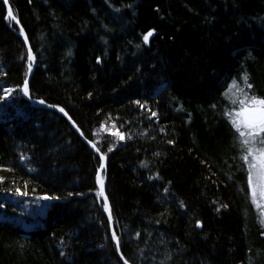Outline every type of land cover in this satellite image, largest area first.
<instances>
[{"label": "trees", "instance_id": "1", "mask_svg": "<svg viewBox=\"0 0 264 264\" xmlns=\"http://www.w3.org/2000/svg\"><path fill=\"white\" fill-rule=\"evenodd\" d=\"M7 2L19 23L0 0V96L13 90L0 99V264H264L228 117L264 97V0ZM85 139L105 154L111 221ZM41 201L35 222L21 208Z\"/></svg>", "mask_w": 264, "mask_h": 264}, {"label": "snow or ice", "instance_id": "2", "mask_svg": "<svg viewBox=\"0 0 264 264\" xmlns=\"http://www.w3.org/2000/svg\"><path fill=\"white\" fill-rule=\"evenodd\" d=\"M6 2V0H5ZM8 17L12 20H16L17 23L19 21L13 14L11 7L8 9ZM20 31L23 32V27L21 26ZM154 31V30H153ZM152 35V31H150L147 35H145V41L148 40V37ZM25 40L28 39L25 34ZM34 57H30L33 59ZM32 63L29 62L28 69L31 71ZM245 83L248 81V77L245 74L244 76ZM236 81H233L235 85ZM23 91L25 94H28V80L25 79L23 83ZM248 89L252 88L250 83H247ZM13 90L7 89L4 92L3 96H0V99H4L7 97ZM41 103H45V101L41 100ZM136 103H140L137 101ZM54 107H59L58 105ZM61 112H65V109L60 108ZM65 115L67 113L65 112ZM153 115H156L153 113ZM228 117L231 121V124L236 128L239 132L240 138L242 140L241 147L244 150L243 160L248 162V170H247V183L251 187V195L252 200L257 204V207L261 208L264 211V207H262V202H264V97L257 96H247L245 102L242 104L239 112H231L228 113ZM69 119L72 118L69 116ZM73 124L76 122L73 120ZM108 131V129H105ZM83 134V133H81ZM120 139H124V133H117ZM89 144L96 150V152L100 153L101 159H105V154L100 151V148L97 147L96 143L89 140ZM101 171L97 172L96 182L99 187L96 189L97 195L103 197L105 200L107 199L105 194V176L103 171L106 168L104 163L99 165ZM3 179V177H0ZM26 194V193H25ZM259 197V199H258ZM105 207H108L105 205ZM109 217H111V210L109 208ZM264 234V233H262ZM113 238L116 239L117 247L120 246V239L116 235L115 230L112 232ZM123 255V254H122ZM125 264H129L127 260H125Z\"/></svg>", "mask_w": 264, "mask_h": 264}, {"label": "rangeland", "instance_id": "3", "mask_svg": "<svg viewBox=\"0 0 264 264\" xmlns=\"http://www.w3.org/2000/svg\"><path fill=\"white\" fill-rule=\"evenodd\" d=\"M244 102H245V99H243V102L233 112H239V110H240V108H241V106H242V104ZM234 149L237 152V149H241V146L237 145V147H235ZM247 165H248V162H247ZM249 192H250V198L252 200L251 187L250 186H249ZM258 199H259V197H258ZM252 202H253V200H252ZM253 205L259 211V213L261 214L262 220H264V211H262L261 208L257 207V204L255 202H253ZM45 206H46V201H41L39 203H35L33 205H29V206H26V207L21 208V209H22V211L24 212L25 215H27L30 219H32L35 222H37L38 216L43 213ZM262 207H264V202H262Z\"/></svg>", "mask_w": 264, "mask_h": 264}, {"label": "water", "instance_id": "4", "mask_svg": "<svg viewBox=\"0 0 264 264\" xmlns=\"http://www.w3.org/2000/svg\"><path fill=\"white\" fill-rule=\"evenodd\" d=\"M4 2H5V0H3ZM5 4L7 5V8L9 9V7H8V2H7V0H6V2H5ZM8 9H7V14H8ZM14 21H16V20H14ZM150 32V31H149ZM149 32H147L146 33V35L149 33ZM21 35H22V40H23V42H24V44H25V46H26V48H27V52H28V54H29V56L30 57H33L32 56V53H31V51H30V49H29V45H28V43H27V40H25V35H24V32H21ZM150 37V36H149ZM149 37H148V40H149ZM147 40V41H148ZM31 62H32V68H31V71H29V74H28V76H27V80L29 79V77H30V75H31V72H32V69H33V66H34V64H35V59L33 58V59H31ZM22 91H23V87H22ZM23 93H24V91H23ZM25 94V93H24ZM26 96H27V94H25ZM39 103H41L40 101H38ZM58 111H60L59 109H57ZM61 112V111H60ZM62 114H64L65 115V113L64 112H61ZM66 117H67V115H65ZM72 125H73V128L76 130V132L81 136V133H80V131L77 129V127L72 123ZM82 137V136H81ZM83 138V137H82ZM84 139V138H83ZM85 141L87 142V144L94 150V152H96V150L91 146V144H89V142L85 139ZM99 156H100V153H98V152H96ZM102 163H104L105 164V162H104V160L102 159ZM99 171H101V170H99ZM98 184V183H97ZM99 186V185H98ZM109 217V216H108ZM109 220L111 221V217H109ZM198 228H199V225H198ZM114 240H115V242H116V239L114 238Z\"/></svg>", "mask_w": 264, "mask_h": 264}, {"label": "bare ground", "instance_id": "5", "mask_svg": "<svg viewBox=\"0 0 264 264\" xmlns=\"http://www.w3.org/2000/svg\"><path fill=\"white\" fill-rule=\"evenodd\" d=\"M8 9V8H7ZM12 20V19H11ZM20 36H21V38H22V35H21V33H20ZM98 155V154H97ZM99 156V155H98ZM100 157V156H99ZM100 160H101V162H100V164L102 163V159H101V157H100ZM104 160V162H105V164H106V161H105V159H103ZM100 170V168H98V170H97V172ZM103 171V170H102ZM97 172H96V175H97ZM99 187V186H98ZM105 201V205H107L108 207H105L106 208V213H107V215L109 216V203H108V200L106 199V200H104ZM199 227H200V225H199Z\"/></svg>", "mask_w": 264, "mask_h": 264}]
</instances>
